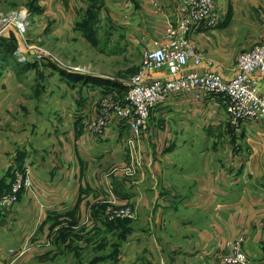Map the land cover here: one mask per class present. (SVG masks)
Wrapping results in <instances>:
<instances>
[{
    "label": "crops",
    "instance_id": "0c3cea01",
    "mask_svg": "<svg viewBox=\"0 0 264 264\" xmlns=\"http://www.w3.org/2000/svg\"><path fill=\"white\" fill-rule=\"evenodd\" d=\"M50 1L56 24L67 27V31L57 27L56 33H69L84 11L95 8L127 24L123 35L131 45L146 40L148 48L165 39L168 27L178 18L176 0ZM215 3L220 11L217 24L207 27L198 23L190 31L204 61L189 67L217 70L229 78L238 55L258 41L245 35L247 27L242 24L248 22V9H264V0ZM126 48L129 46L122 48L123 53ZM259 80L263 88L264 77ZM93 88H84V100L90 90L100 95L101 87ZM98 106L95 95L88 97L74 111L78 118L65 133L61 154L66 166L74 162L73 171L55 176L57 167L51 163L54 175L35 181L36 189L21 192L13 209L4 212L6 218L0 215V264H10L27 240L33 242L15 264H35L33 260L39 259L33 254L36 249L50 254L43 262L51 261L63 232L70 233L64 238L65 264H87L83 256L78 262L67 246L72 234L86 228L91 231L74 243L82 252L83 248L92 249L91 257L103 259L93 264H215L238 236H243L252 260L264 259V120H247L233 131L214 99L206 97L199 102L174 97L152 110L147 132L137 142L136 155H131L126 123L111 124L102 137L80 129L84 119L96 116ZM17 157H21L18 152L10 161L1 155L7 161L1 171L20 164ZM127 167L132 169L130 173ZM0 181V187H5V181ZM43 186L48 191L41 196ZM110 195L119 203L133 205L135 221L142 220L131 227L124 249V244L118 249L107 246L103 241L107 230L94 224L97 219L93 217L102 216L103 220ZM26 216L31 217L21 222ZM118 230L112 227L111 232ZM21 231L25 234L17 236ZM88 236L96 238L83 241ZM69 259L73 262L68 263Z\"/></svg>",
    "mask_w": 264,
    "mask_h": 264
},
{
    "label": "rangeland",
    "instance_id": "374dc122",
    "mask_svg": "<svg viewBox=\"0 0 264 264\" xmlns=\"http://www.w3.org/2000/svg\"><path fill=\"white\" fill-rule=\"evenodd\" d=\"M248 11V22L242 25L247 27L244 32L246 36L252 38L250 39L253 40L252 42L258 40L252 44L253 46L264 39V9L260 8L256 11L248 9ZM19 20L23 21L21 26ZM57 24L51 15L50 0H0V179L5 181V185H10L7 190L0 187L4 190L3 192L10 189L16 175H20L22 179L28 178L32 187L36 189L35 181L42 182L50 175H54L51 163L52 165L55 163L57 167L55 176H63V171L69 175V169L73 171L74 162L71 161L66 166L67 161L62 157L61 149L65 142V133L71 129L70 125L74 123L76 117L78 118V113L74 111L79 110L78 107L83 106L88 97L91 99L95 95L100 102L102 93L106 94L116 84L118 85L115 89H119L118 96L123 98L128 90L130 77L139 68L142 50L147 48L146 40L131 45V40L123 35V31L128 30L127 24L116 18L110 19L100 9L92 8L84 11L74 21L69 33H66V26L62 28ZM57 27L66 31L56 33ZM190 40L195 44L193 39L190 38ZM126 46L129 48H126L123 53L122 48ZM63 73L87 74L89 77L103 78L108 83L82 84ZM94 86L101 87L100 95L90 90L87 92L88 97L84 100V88L91 89ZM98 109L100 111V108ZM89 121V116L82 121V126H80L82 131L85 129L89 131L87 126ZM227 127L234 131L230 125ZM129 135L128 130L127 136ZM127 150L129 153L128 146ZM17 152L21 155L17 157L21 160L20 164L18 162L17 166H10L1 171L7 163L6 158H1V155H7V160L10 161ZM130 171L132 169H127V173ZM0 186H2L1 181ZM52 187L53 185L51 189ZM33 188L21 189L17 200L13 205L11 204L12 206L0 205V215L5 217L4 212L13 209L21 192L33 191ZM47 191L48 189L43 186L41 196L47 194ZM3 192H0V196ZM49 197L51 198V191ZM131 206L134 208L133 205ZM40 207L43 208L44 204L40 203ZM115 207L116 205L108 201L103 220L102 216L93 217L97 219L94 224L100 230H107L105 232L108 233L103 238L107 246L116 245L118 249L124 244V249L129 243L127 240L131 227L141 223L142 220L135 221L137 214L135 208V215L132 218L108 217ZM30 217L26 216L21 219V222L28 221L27 218ZM42 218V216L36 217L39 220ZM89 218L92 220V217ZM112 227L119 228V230L111 232ZM86 229L79 230L80 234L71 235L67 243L70 248L69 252L73 257L78 258V262L81 256L85 262H90L89 264L101 262L102 258L98 260V257H91L92 249L89 252L83 248L82 252L74 243L75 239L82 238V235L91 231V228ZM24 234L25 232L21 231L17 236ZM68 235L70 233L63 232L59 240H55L54 249L58 251L57 254L51 252L49 262H43V260L50 254H44L43 250L38 252L35 248L33 254L38 255L35 257L39 259L33 260L34 263L65 264L63 245L64 238ZM95 238L88 236L83 241ZM32 242L27 240L23 249L17 251L18 258L15 259L16 255L10 264H15V261L22 257V252L26 251ZM237 242L243 250L247 251L243 236L236 237L227 247L231 248ZM48 246L49 244L45 247ZM86 246H88L87 242ZM105 257H107L106 254ZM70 261L72 260L69 259L68 263Z\"/></svg>",
    "mask_w": 264,
    "mask_h": 264
},
{
    "label": "built area",
    "instance_id": "2783aa9c",
    "mask_svg": "<svg viewBox=\"0 0 264 264\" xmlns=\"http://www.w3.org/2000/svg\"><path fill=\"white\" fill-rule=\"evenodd\" d=\"M176 3L178 18L168 27L165 39L154 41L152 48L142 51L139 68L130 77L124 97L118 96V90L107 91L100 99V111L87 125L90 133L102 137L109 124L126 123L131 155H136L137 142L147 132L152 110L174 97L199 102L206 97L214 99L216 109L222 111L226 123L235 131L247 120H264V87L259 80L264 77V39L238 55L229 78L217 70H194L189 64L200 65L204 55L190 40V31L198 23L215 26L220 11L215 0H176ZM18 22L20 26L23 24L22 20ZM152 72L157 74L151 75ZM32 188L28 178L16 175L10 189L1 194L0 205L10 207L21 189ZM109 202L116 207L108 217H134L135 210L129 203H119L114 196ZM215 264H264V259L252 260L237 242L221 253Z\"/></svg>",
    "mask_w": 264,
    "mask_h": 264
},
{
    "label": "trees",
    "instance_id": "16d2710c",
    "mask_svg": "<svg viewBox=\"0 0 264 264\" xmlns=\"http://www.w3.org/2000/svg\"><path fill=\"white\" fill-rule=\"evenodd\" d=\"M63 74L68 76V77H70L73 80L82 82V84H84V83H93L95 85H98V84H107L108 83L103 78L89 77L87 74L86 75L85 74H78V73H70V74L63 73ZM117 85L118 84H116V85H114L112 87L116 88L115 86H117ZM9 186L10 185H5L4 190H7L9 188ZM4 190L0 189V192H3Z\"/></svg>",
    "mask_w": 264,
    "mask_h": 264
},
{
    "label": "bare ground",
    "instance_id": "6f19581e",
    "mask_svg": "<svg viewBox=\"0 0 264 264\" xmlns=\"http://www.w3.org/2000/svg\"><path fill=\"white\" fill-rule=\"evenodd\" d=\"M200 24V23H199ZM194 30V29H193ZM210 66V65H209ZM201 71V70H200Z\"/></svg>",
    "mask_w": 264,
    "mask_h": 264
}]
</instances>
